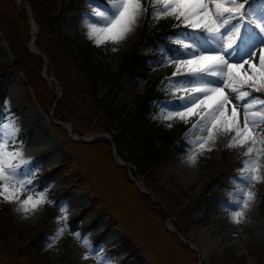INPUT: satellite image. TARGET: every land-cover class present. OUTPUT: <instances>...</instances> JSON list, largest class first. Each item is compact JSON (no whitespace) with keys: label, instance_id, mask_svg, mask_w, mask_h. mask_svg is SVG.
I'll list each match as a JSON object with an SVG mask.
<instances>
[{"label":"trees","instance_id":"16d2710c","mask_svg":"<svg viewBox=\"0 0 264 264\" xmlns=\"http://www.w3.org/2000/svg\"><path fill=\"white\" fill-rule=\"evenodd\" d=\"M78 2L79 0H66L57 5L56 0L22 1V4L30 7L32 17L38 25L34 41L46 57V74L54 78L61 97H57L54 87L48 85L41 74L44 67L42 55L31 53L27 48L30 38L27 11L22 5L17 7L13 0H0V32L13 54L10 65L2 67L14 68L24 75L25 84L31 88L36 102L44 112L48 113L55 102L52 117L70 123L74 133L79 136L101 132L109 134L115 143L118 156L129 161L134 168H127L115 162L111 141L107 137L96 136L91 141H74L64 128L53 124L66 155L57 166L39 176L37 183L42 186L56 177L69 178L68 184L63 188L66 192L88 190L93 194V200L83 209L82 214L72 218V226H77V220L91 216L92 221L85 225V228L89 229L93 227L96 219L107 217L106 231L109 228H118L124 235L120 246L125 257L135 264H161L159 259L147 250L144 240L124 224L111 206L102 203L97 184L87 177L79 160L80 152L99 148L108 159L110 167L120 174L121 179L133 192L136 202L151 213L154 221L156 220L160 234L176 244L189 264H197V251L182 242L177 234L169 232L166 227V220L169 218L179 232L187 235L188 228L196 222L190 216L191 206L183 205L182 209H178L177 205L181 202L177 197L170 196L166 210H162L149 195L140 191L132 180V177L140 176L153 194L158 196L160 193L162 198H165L164 191L160 187L157 188L162 167L169 158H174L175 154L189 147L183 134L189 124L178 119L162 121L152 118L157 109V100L173 96L167 78L171 77L175 69L170 66H157V62L175 54L178 46L172 42V36L182 29L171 27L172 18L158 22L150 20L149 12L147 23L138 37L139 42L146 39L150 43L152 52L141 54L134 47L131 52L123 55L118 69L112 70L108 60L109 44L106 47L96 46L87 39L79 41L63 32L64 16L77 9ZM125 74L144 80L145 87L141 95L137 94L130 102L121 104L117 102V97L121 90V79ZM181 79L182 77H176L173 81ZM168 124L172 126L168 127ZM221 154L224 170L219 169L212 178L217 186H223L230 172L241 166L239 159H230L231 150L226 148ZM260 196L264 213V194ZM162 198L160 201L164 202ZM183 221L187 223L182 226ZM43 224L44 222L38 225L14 222L12 209L7 203L0 202V264H61L51 261L39 246ZM102 237L103 234H100L95 239ZM257 264H264V254Z\"/></svg>","mask_w":264,"mask_h":264},{"label":"rangeland","instance_id":"374dc122","mask_svg":"<svg viewBox=\"0 0 264 264\" xmlns=\"http://www.w3.org/2000/svg\"><path fill=\"white\" fill-rule=\"evenodd\" d=\"M64 1L66 0H56V4L61 5ZM78 5L81 8L80 11L75 10L68 13L64 17L65 22L62 29L74 39L89 40L86 34L87 28L76 23V15L79 17L89 15L95 18L92 12L93 7L104 8L107 6V0H80ZM78 11L80 14L77 13ZM139 20L141 21L140 25L133 36L130 35L119 44L109 43L108 60L112 70L118 69L123 55L131 49L142 23L146 20L145 15H142ZM89 41L96 45L92 40ZM113 48L117 50L112 51ZM137 50L140 53L150 52L149 42L143 41ZM259 56L260 49L257 48L251 62L258 64ZM12 57L0 32V117L5 118L6 122L7 117L14 116L18 121L20 132L15 147L22 152V158L29 161L28 164L21 165L18 171L25 172L29 168L32 169L28 176L21 178L31 179L32 184L29 187H35L38 192L45 191L47 200L53 202H45L35 220L32 216L39 207L35 211L24 213L17 211L18 201L4 202L12 209L14 222L28 225H38L44 222L39 246L47 253L51 261L61 264H96L95 256H100L107 260L108 264H135L134 261L124 256L123 248L119 246L123 239L121 231L118 228H109L106 231L107 217L96 219L93 227L89 229H86L85 225L92 221L91 216L77 220L78 227L72 226V218L82 214L83 209L90 205L93 200L92 193L84 189L66 192L63 188L68 184L69 178L56 177L43 184L44 186H39L37 183L39 176L59 164L66 155V150L62 147L60 139L53 129L49 114L39 107L30 88L25 85L23 75L11 67H2V65L9 64ZM247 67L248 65H244V69ZM144 86V80L133 75H125L122 78V88L117 102L121 104L130 102L135 95H141L144 92ZM262 94L264 95V93ZM181 95L183 93L160 99L152 118L155 119L154 116L160 112L162 105L178 102ZM230 99L231 103L227 106L229 113L232 105L239 103L234 97H230ZM237 110L240 112L242 120L243 109L238 108ZM194 118L196 119L193 120ZM197 119L196 116H193L186 123L191 120L194 124ZM230 136L229 133H217L215 143L209 144L212 150L197 152V162L194 165L187 162L189 149L179 155H174V158H169L162 167L161 180L157 186L164 191L166 196L162 198L159 193L157 198L165 200L164 205H167L170 202V196L177 197L176 199L181 202L180 205H177L178 209H182L183 205L191 206L190 215L196 222L188 228L187 236L190 242L197 246L202 263L257 264L261 255L264 254V213L260 196L264 194V183H253L250 187L249 190L256 193L255 200L250 208L245 210L244 222L235 224L231 221L230 216L233 210H239L235 203L238 199L235 190L240 182L238 178L241 167L230 172L224 186H217L216 182L212 180L219 169L224 170L225 165L220 159V153L228 148L225 145ZM185 139L189 144V141L195 139V136L185 135ZM228 149L233 152L230 159H239L240 161L246 151V147ZM79 160L87 177L97 184L102 203L111 206L114 212L122 218L124 224L144 240L147 250L152 252L161 264H189L186 256L176 244L160 234L156 220L154 221L151 213L136 202L133 192L121 179L120 174L110 167L108 159L99 148L81 151ZM18 162L16 161V163ZM29 195L38 198L34 192L23 191L19 199L23 200ZM59 206L67 207L69 231H66L52 247H49L50 237L57 231V220L61 217ZM185 223L187 222L183 221L182 226ZM104 231H106L103 234L104 237L96 240V236ZM75 232H79L82 237L88 239L95 256H91L88 260L82 259L87 254V250L76 241L72 235Z\"/></svg>","mask_w":264,"mask_h":264},{"label":"snow or ice","instance_id":"6c2138e0","mask_svg":"<svg viewBox=\"0 0 264 264\" xmlns=\"http://www.w3.org/2000/svg\"><path fill=\"white\" fill-rule=\"evenodd\" d=\"M149 9L152 21L172 18L177 21L176 27L182 29L172 36V42L179 46L176 55H169L157 66L175 64V70L167 78L170 93L183 95L178 102L162 105L154 118L185 123L193 116L198 118L186 134L195 136L189 141L187 156L192 165L197 162V152L212 150L209 144L215 143L217 133L231 134L225 145L228 148L246 147L235 190L239 210H233L230 216L233 223L241 224L245 210L256 196L250 187L253 183H264V96L253 95L264 93V0H107L102 9L93 7L98 22L86 24L88 39L97 46L119 44ZM257 48L258 64L251 62ZM244 65H248L247 69ZM176 77L182 79L173 81ZM230 97L239 103L233 104L229 113ZM238 108L243 109L242 120ZM19 132L14 116L7 117L6 122L0 117V202L18 201L17 211L29 213L45 202H53L47 200L45 191L29 187L31 179L21 178L32 169L18 171L21 165L29 163L15 147ZM23 191L34 192L38 198L29 195L20 200ZM59 210L61 217L49 247L69 231L67 207L59 206ZM72 235L87 250L82 259L95 256L86 237L79 232ZM95 261L108 264L100 256H95Z\"/></svg>","mask_w":264,"mask_h":264},{"label":"water","instance_id":"95a60500","mask_svg":"<svg viewBox=\"0 0 264 264\" xmlns=\"http://www.w3.org/2000/svg\"><path fill=\"white\" fill-rule=\"evenodd\" d=\"M14 1H15L17 4L19 3V1H16V0H14ZM27 16H28V19L30 20V19H31V11L28 10ZM34 38H35V34H34L33 37L31 38V43H32V45H31V48H29L31 52H32V51L35 52V50H36V44H35ZM37 52H39V51L37 50ZM39 53H41V52H39ZM41 54H42V53H41ZM44 63H45V65H47L46 62H44ZM49 113H50V118H52V117H51L52 110H51ZM52 121H53L54 124H59V125H61L62 127L66 128L68 131L71 130V125H70L69 123H65V122L60 121V120H54L53 118H52ZM69 135H70V138L74 139L75 141H80V140H91V139H93V138H92V135H91V136H78L77 134H72L71 132L69 133ZM112 148H114L113 158L116 160L117 164H119V165H123V166H127L129 163L126 162V161L124 162L123 159H121V158L118 157V155H117V153H116V148H115L114 143H112ZM139 182H141V180L137 178V182H136V184L138 185ZM139 189H140L141 191H143L144 193H146V194H148V193L150 194V190H146V189H144V188H140V187H139ZM151 197H152V199H153L156 203H159V201H157L153 195H151ZM161 207H162L163 210L165 209L163 205H161ZM168 230H169L171 233L173 232V233L178 234L179 238H180L182 241H184L185 243H187L191 248H194V249H195V247H194L191 243H189V241L187 240V238L185 237V235L179 233V232L173 227V225L170 226V224H168Z\"/></svg>","mask_w":264,"mask_h":264},{"label":"bare ground","instance_id":"6f19581e","mask_svg":"<svg viewBox=\"0 0 264 264\" xmlns=\"http://www.w3.org/2000/svg\"><path fill=\"white\" fill-rule=\"evenodd\" d=\"M16 1H19V0H16ZM78 14H80V12L78 11L77 12ZM76 23H78V25H81V26H84L85 28H87L86 27V24L87 23H94V22H98V20H97V18L95 17V18H93L92 16H87V15H85L84 17L82 16V17H79L78 15H76ZM75 21V20H74ZM140 20H138V22H137V26H136V28L134 29V31L132 32V33H130L128 36H127V38L128 37H130V35H134L135 33H136V31H137V28H138V25H140ZM35 29V27H34V24L31 22V33L32 34H34V32L36 31V30H34ZM87 31H88V29H87ZM87 34V33H86ZM33 36V35H32ZM31 46V45H30ZM140 187H142V185H141V183H140V185H139ZM44 205V203L42 204V205H40L39 206V208H38V210L36 211V213L32 216L33 217V219L35 220L37 217V215H38V213H39V211L40 210H42L43 209V206ZM114 232H115V230H114ZM117 234H119L118 232H116Z\"/></svg>","mask_w":264,"mask_h":264}]
</instances>
